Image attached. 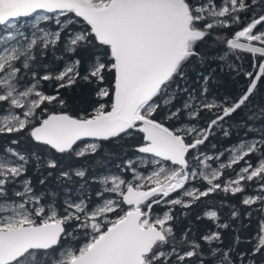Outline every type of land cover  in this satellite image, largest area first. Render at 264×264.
I'll list each match as a JSON object with an SVG mask.
<instances>
[{"label": "snow or ice", "instance_id": "6c2138e0", "mask_svg": "<svg viewBox=\"0 0 264 264\" xmlns=\"http://www.w3.org/2000/svg\"><path fill=\"white\" fill-rule=\"evenodd\" d=\"M0 29V264H264V0H0ZM209 38L221 71L247 78L235 99L209 98L211 73L198 94L186 86ZM81 87L73 112L61 90ZM246 108L244 136L210 151ZM127 140L118 172L71 163ZM33 160L57 189L36 191Z\"/></svg>", "mask_w": 264, "mask_h": 264}, {"label": "trees", "instance_id": "16d2710c", "mask_svg": "<svg viewBox=\"0 0 264 264\" xmlns=\"http://www.w3.org/2000/svg\"><path fill=\"white\" fill-rule=\"evenodd\" d=\"M1 31V30H0ZM231 34V30H226ZM204 51L209 54V60L206 64L201 65L198 62L191 63L186 69V86L189 90L195 89L197 94L203 84V76L209 75L211 73V79L209 80V98L215 97L217 101L223 100L224 97H230L232 99L237 98L243 90H245L247 86V78L241 75H237L234 71H228L226 68L224 71H221L223 67L222 62L219 60L217 53L220 52V47L217 46L211 38H209L208 43L203 46ZM82 58L86 59L88 53H81ZM237 64L242 65L243 70L253 71L250 67L251 60L249 57H244L242 61H237ZM181 86H185V81H180ZM47 88V84L45 85ZM64 96L69 101L70 110L73 112L82 111L88 103V95L87 89L85 88H76L74 90H61ZM183 95L178 98L177 104H179L183 100ZM260 105L264 106V84L258 86V90L255 95L252 97V106ZM248 109H243L236 114H234L228 121L226 126L231 127L232 136L231 138H225L222 132L217 131L216 134L210 137L209 142H207V147L210 151L211 145L215 144L216 149L214 151H220L224 148H227L230 144H234L239 141L245 134L246 129L241 127V121H245L247 123H251L247 121ZM204 119L201 121L202 125H205V122L209 118L208 113L202 114ZM8 143L7 138H0V148H3L4 145ZM134 140L127 141H114L112 143L105 144L104 148L101 152L95 156L87 157L84 159L74 160L71 163L76 166H83L87 169V177L97 176L101 173L105 172H118L119 169L117 165L125 158V155L132 156L133 152L131 151L130 145L134 144ZM19 149L24 152H32L36 151L40 155H45L46 153L42 148H37L34 144L28 141L22 140L20 145H18ZM63 163H68V161H64ZM35 161L29 165V170L27 175L32 179V183L37 192L44 191L46 188L49 190L57 189V184L55 181V177H49L46 181L45 185H40L39 179L41 176V172L45 175L47 174V170L41 169L38 172L35 168ZM80 181H77V185ZM98 184H91L92 195L94 197L95 191L98 188ZM61 199L63 197V191H60ZM239 197L233 199V203H238ZM159 211V209H157ZM179 211V209H178ZM225 210V214H226ZM257 219L258 216L256 213H253L251 220L244 219L243 223L247 224V228H240V222H237L238 230L240 231V235L242 237H251L257 231ZM204 225H201L203 228ZM232 240V234L228 233L225 236V243H230ZM250 245L242 244L240 246V250H245L249 248Z\"/></svg>", "mask_w": 264, "mask_h": 264}, {"label": "rangeland", "instance_id": "374dc122", "mask_svg": "<svg viewBox=\"0 0 264 264\" xmlns=\"http://www.w3.org/2000/svg\"><path fill=\"white\" fill-rule=\"evenodd\" d=\"M1 31H0V34H3V30L2 29H0Z\"/></svg>", "mask_w": 264, "mask_h": 264}]
</instances>
